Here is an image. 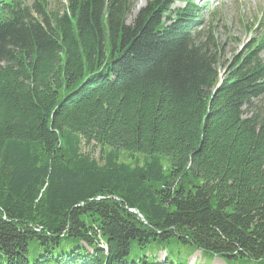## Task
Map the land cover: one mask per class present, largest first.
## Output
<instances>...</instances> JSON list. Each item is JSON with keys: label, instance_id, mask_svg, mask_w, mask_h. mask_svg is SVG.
<instances>
[{"label": "trees", "instance_id": "obj_1", "mask_svg": "<svg viewBox=\"0 0 264 264\" xmlns=\"http://www.w3.org/2000/svg\"><path fill=\"white\" fill-rule=\"evenodd\" d=\"M137 2L0 0V264H264V37Z\"/></svg>", "mask_w": 264, "mask_h": 264}, {"label": "rangeland", "instance_id": "obj_2", "mask_svg": "<svg viewBox=\"0 0 264 264\" xmlns=\"http://www.w3.org/2000/svg\"><path fill=\"white\" fill-rule=\"evenodd\" d=\"M34 1L24 0L27 5H32ZM46 1L54 9H61L62 5L66 4V0ZM149 1L138 0L134 12L136 9L143 8ZM172 1L175 3L174 9L175 7L182 8L185 6V0ZM204 3H208V1ZM197 4L202 5V1L197 0ZM208 7L209 9L203 16V30H206L207 27L212 28V33L215 34L224 49L222 61L225 65L243 52L245 47L251 44L255 38L257 40L264 33V0H227L226 2L219 3L216 8H213V4H208ZM134 16L135 13H133L132 18ZM223 70L224 67H221L220 71L222 72ZM85 149L86 152L89 151V149ZM103 155L100 152V148L95 146L92 157L99 160ZM158 257L157 263H164L166 252L164 250L160 251ZM197 262L198 264H226L223 259L213 255H207L206 259H204L200 251L193 252L188 257L186 264H197Z\"/></svg>", "mask_w": 264, "mask_h": 264}]
</instances>
